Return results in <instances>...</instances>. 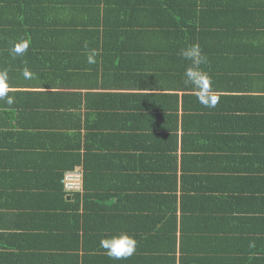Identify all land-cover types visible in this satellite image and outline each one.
<instances>
[{
  "label": "trees",
  "instance_id": "16d2710c",
  "mask_svg": "<svg viewBox=\"0 0 264 264\" xmlns=\"http://www.w3.org/2000/svg\"><path fill=\"white\" fill-rule=\"evenodd\" d=\"M138 25L149 28L168 58L162 71L166 85L191 93H182V98L168 94L165 103L170 104L151 103L150 110L164 112V122L147 133L149 158L146 153L136 156L134 173L119 179L118 187L131 182L130 201L111 203L114 194L89 190L88 175H83V189L73 194L71 204L75 225L62 227L58 235L64 242L65 231L68 260L53 253V244L39 258L25 245L33 264H80L79 259L84 264H223L212 226L232 211L246 212V236L264 239V186L258 187L264 185V175L255 174L264 172V0H0V38L11 27L36 28L24 41L30 44L33 37L54 43L53 49L60 51H53L56 59L80 51L76 58L86 62L82 66L90 65L91 54L80 49L82 41L88 39L90 46L117 43ZM191 44H199L207 57L200 68L219 97L215 108L200 104L183 77L173 79L188 67L180 53ZM131 56H120L119 63ZM255 72L263 76L252 78ZM142 94L130 96L139 104ZM180 108L182 114L176 112ZM121 233L136 239V251L126 260H114L100 240ZM257 245L249 241L242 250L255 259L246 264L262 258Z\"/></svg>",
  "mask_w": 264,
  "mask_h": 264
},
{
  "label": "crops",
  "instance_id": "0c3cea01",
  "mask_svg": "<svg viewBox=\"0 0 264 264\" xmlns=\"http://www.w3.org/2000/svg\"><path fill=\"white\" fill-rule=\"evenodd\" d=\"M35 29L11 27L0 38V73L7 74L5 86L8 95L14 97L11 105L0 99V264H33L35 259L25 245L35 249L39 258L50 253L53 244L57 250L53 253L68 260L70 251L63 245L65 231L64 242L58 236L62 227L75 225L71 218L74 195L62 187L65 171L80 169L88 175L89 190L101 188L98 195L114 194L111 203L115 199L130 201L131 182L118 187L119 179L134 173L135 157L142 158L150 151L145 149L151 141L147 138L149 131L164 122V112L150 110L151 103L161 106L169 100L168 94L179 93L182 98V93H191L166 85L162 71L168 58H164L146 25L132 28L124 40L106 46L103 42L90 46L88 39L82 41L81 50L96 54L95 63L84 66L86 62L76 58L80 51H74L72 58L56 59L53 51H60L53 49L57 47L54 43L34 41L33 37L23 55L12 54V42L25 40L26 33ZM126 53L132 56L119 63ZM25 70L30 76L25 77ZM263 74L255 72L252 78ZM182 77L173 79L182 81ZM131 93H143L139 104ZM176 112L182 114L183 110ZM260 156L253 155L262 160ZM98 174L100 178L93 177ZM255 174L262 177L264 172ZM104 188L108 191L103 192ZM79 208L82 210L83 204ZM245 213L232 211L221 221L214 220L212 234H218L214 244L223 250L219 255L223 264L255 260L249 257L252 253L242 252L249 241L264 253V239L254 233L246 236ZM71 239L67 236L68 241ZM256 261L264 264V254Z\"/></svg>",
  "mask_w": 264,
  "mask_h": 264
},
{
  "label": "clouds",
  "instance_id": "9594fccd",
  "mask_svg": "<svg viewBox=\"0 0 264 264\" xmlns=\"http://www.w3.org/2000/svg\"><path fill=\"white\" fill-rule=\"evenodd\" d=\"M29 48L27 41L15 43L10 49L14 55H23ZM95 52L88 55V63H95ZM180 55L185 61H188L183 78L184 84L190 86L191 90L196 93L197 100L207 108H215L219 102V97L212 91V81L208 73L201 70L200 66L207 63V57L203 54L199 44H191L181 50ZM25 77L30 73L25 70ZM6 73H0V99H6V103H14V97L8 95L5 82ZM82 191V190H81ZM67 192V191H66ZM72 193V192H70ZM76 192H73L74 194ZM100 247L106 251V255L114 260H126L134 255L137 247V241L127 233L114 235L111 238L100 240Z\"/></svg>",
  "mask_w": 264,
  "mask_h": 264
},
{
  "label": "built area",
  "instance_id": "2783aa9c",
  "mask_svg": "<svg viewBox=\"0 0 264 264\" xmlns=\"http://www.w3.org/2000/svg\"><path fill=\"white\" fill-rule=\"evenodd\" d=\"M83 174L80 169L68 170L62 179L64 188L67 192H78L83 189Z\"/></svg>",
  "mask_w": 264,
  "mask_h": 264
}]
</instances>
